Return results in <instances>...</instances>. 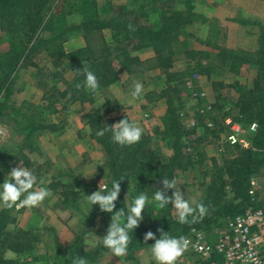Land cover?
I'll use <instances>...</instances> for the list:
<instances>
[{"label": "rangeland", "instance_id": "obj_1", "mask_svg": "<svg viewBox=\"0 0 264 264\" xmlns=\"http://www.w3.org/2000/svg\"><path fill=\"white\" fill-rule=\"evenodd\" d=\"M163 1L171 2L169 6L160 7L158 3L151 4V0H50L42 11L44 24L34 34L31 33L30 22H24L23 26L17 23V19L0 20V102L4 101L2 82L7 77L11 82V93L6 103L18 109L21 116L30 117L36 124L48 128L37 130L26 138L28 130L24 125L19 127L9 117V110L5 114L7 117H0V183L8 179L12 168L26 167L37 177L34 190L43 186L50 191V195L37 206L17 209L15 205L8 208L0 204V217L6 213L7 222L0 235V243L5 242L0 244V264H64L77 250V240H81L79 251L95 249L85 243L86 239H95L102 248L98 255L88 259L87 264H158L151 252V244L144 247L138 240L133 241L134 244L128 243L126 253L117 257L101 243L114 213L100 211L99 205L90 204L86 197L99 187L111 186L112 182L105 152L92 138L98 123L108 127L127 119L141 127L143 136L147 138L142 146L135 148L143 166L137 165L133 170L138 173L121 177V191L113 210L123 209L127 213L137 195L141 192L147 194L149 202L142 212L143 219L132 231L146 232L150 226L160 222L166 209L170 211L172 222L178 220V211L173 204L157 207V202L152 199L157 190L168 197L179 190L191 206H205L203 217L198 212L194 215L203 223L211 221L203 227L188 228L183 237L197 229L208 238L215 239L218 231L232 221L231 216H217L221 204H229L235 196L230 185L232 180L224 173V163L237 158L241 150L256 151L252 145L256 132H249L250 125L257 122L236 120L238 90L257 95V102H263L264 73L256 65L238 60L229 68L230 51L212 44H206L205 48V43L199 39L188 38L187 27L200 19L194 10L202 0H159ZM172 13L185 14L177 26L179 38L170 46L175 52L172 70L180 72L179 78L177 76L169 82L157 70L147 72L143 78H131L137 74L120 72L115 84L102 87L98 82L99 87L95 91L86 87L81 70H87L89 61L84 54H78L86 47L82 33L84 24L115 15L119 18L125 16L128 21L135 19V15H141L140 25L159 28ZM186 19L191 22L186 24ZM103 35L107 40L111 37L107 30ZM32 45H35L34 52L27 54L26 60L9 72L18 52L25 54ZM134 45L124 43L119 48L123 50L125 47L127 53L141 60L153 56L152 47L134 51ZM113 66L118 69L117 64ZM254 67L257 68L255 72ZM206 72H209L208 76ZM123 75L124 79L120 77ZM187 78H196L197 96L204 95L206 104L202 106L208 108L203 115H198L200 109L197 110L202 108L198 106L200 99L196 103L189 101L191 94L184 85ZM137 82L143 85L142 93L129 103ZM206 84L210 88L205 90ZM75 91L79 94L72 98ZM171 98L176 103L180 98L183 100V107L178 110L179 121L181 113L185 116L193 114L197 126L188 134V122H183L187 133L185 147H181L178 163L169 167L172 138L164 133V124ZM209 104H215L216 108L210 109ZM115 105L118 109L112 110ZM162 106L165 114L158 120V107ZM14 117L18 123L22 121L17 114ZM209 117L214 118L218 126L212 132L205 128ZM227 117L235 118L233 127L238 129L247 148L227 142V138L234 135L224 126ZM186 120L194 119L189 116ZM152 122L164 130L151 125ZM108 130L112 135L110 127ZM259 169L252 177L264 176V166ZM164 178L175 179L177 188L165 190ZM220 180L227 184H224L222 192L214 189ZM40 181H43L42 185ZM8 253L13 255L8 256Z\"/></svg>", "mask_w": 264, "mask_h": 264}, {"label": "trees", "instance_id": "obj_2", "mask_svg": "<svg viewBox=\"0 0 264 264\" xmlns=\"http://www.w3.org/2000/svg\"><path fill=\"white\" fill-rule=\"evenodd\" d=\"M49 1L50 0H0V20L17 19V23H21L23 24V26L25 25L24 22H30V26L32 27L31 33L34 34L42 26V24H44L45 19L44 17H42V11L45 4H47ZM151 1V4L158 3L160 7L169 6L168 4H170L171 2H159V0ZM182 14L185 16L184 13ZM182 14L172 13L171 16L168 15V19L166 20V22H164L162 26H159V28H149L148 26H146V24L140 25V22H138V20L140 17H142L141 15H135V19L129 21L125 16L123 18H119L118 15L110 18H101L98 21H91L90 23L84 24L82 33L86 41V47L79 50L78 54H84L87 57L85 58L87 61H89V67L87 68V70L95 73L97 80L101 83L102 87H108L112 84H115L120 72H124L129 75H142L146 74L147 72L157 70L166 76V80H168L169 82L173 81V78L177 76V78H179L181 75H178L180 73L179 71L174 72L172 70L175 66V52L172 49L173 46L171 48L170 46L172 42L177 41L179 38L180 32H178L177 26L179 25L180 20L183 19ZM188 21L189 20H187V23H185L189 24L191 22L189 21L188 23ZM185 23L183 25H186ZM104 30H107L111 33V37H109L108 39L109 41L107 40V38L105 39V36L103 35ZM124 43L135 44L132 48L135 49L134 51L144 50L145 48L152 47L154 50V54L150 58L141 60L138 56H135L132 53H127L125 51V47L123 50H120L121 48H119V46H122ZM34 49L35 45H32L28 48V51H25V54L18 52V57L9 72L15 70L16 66L19 65V63L24 62L26 60L27 54L33 53ZM76 54L77 53L74 54V57L76 56ZM229 54V68L233 67L232 65L236 60H238L242 62H250L256 65L261 73H264V54L262 52L255 59L235 56L232 54V52H229ZM114 63L118 65L117 70H115L113 66ZM206 74L208 76L209 72H206ZM82 77H84V73ZM4 79L5 80L2 82L4 101L0 102V117H7L5 114L9 110V112H11L9 117H11L19 127L24 125L25 129L28 130L26 138H30L33 135L32 133L36 132L37 130L48 129L47 126L36 124L34 119L30 117L21 116L18 112V109H15L13 107L11 108V106L6 103L7 97H9L11 93V82L7 79V77H5ZM238 91L239 98L236 102V107L239 112H237L238 119L236 120H238L239 122H257L256 124L258 129L252 139V145L256 149V151L241 150L237 158L225 161L223 170L226 174V177L232 180L230 185L233 190V195L235 196L229 204H221L222 208L219 210V212H217V216L224 215L227 217H234L238 214L243 213V211L251 205V201L247 193L249 180L256 172H259V168L261 166H264V98H261V100L263 99V102L260 103L257 102V99L255 97L257 95H254L250 92L241 93L240 90ZM75 92V95H71L72 98L76 97L79 94V91ZM81 97H83V93H81ZM179 100L180 102L176 103L174 98L169 99L168 108L165 115L166 123L164 124V133L172 138L171 146L173 149V156L169 159V167H171L172 165L174 166L178 163L181 147H185L184 137L187 135V133H192V131L197 126L194 125L193 127H191L186 131L187 133L184 131L182 125L183 122L181 120L179 121L178 119V110L179 108L182 109L183 107L181 102L182 98H180ZM189 101H192L191 97L189 98ZM204 104H206V100H200L198 102V106H204ZM209 107L210 109L216 108L215 104H209ZM117 109L118 105H115L114 109L112 110ZM16 114L22 120L20 123H18L16 117H14V115ZM233 119L235 121V118ZM214 120V118L210 119L209 117V123H211V126L209 127L208 124L207 126L205 125V128L208 132H212L218 127ZM105 128V126H102L99 123L96 124L95 135L92 138L101 145L102 149L105 152L107 160L109 161V173L111 175L112 181H119L121 177L128 176V173H138L137 171L133 170L137 165L142 167L143 163L142 159H140V156L136 154L135 148H137L138 146H142L144 144V141H147V138L145 139V136H143L142 134V138L139 142L132 145L122 146L113 141L112 135H110L111 133L109 132V130H107L103 136L96 135V132L98 130ZM18 131H21V129ZM183 132H185V134ZM147 162L148 161H146L145 163ZM130 168H132V170H130ZM224 184L226 183L220 180L218 184H215L214 189L218 192H222V190L224 189ZM109 187L111 188V186ZM99 210L101 211V209ZM5 214L6 213L2 214V217H0V235L3 233L2 231L7 225ZM169 215L170 211L166 209L165 214L160 222L153 226H150L146 230V232H144L145 230L141 232H130L129 243L132 244L133 241L138 240L140 245L144 247L149 246L150 244L153 245L155 243L154 239H149L147 241L144 240V237L148 232H152L156 239H159L163 232V234L165 235L179 238L185 233L188 228L203 227L205 224H208L211 221L209 220L203 223L201 219H195V221L193 222L192 216H189V223H180L179 220L172 222ZM92 217L93 215L91 216V218ZM76 242L77 245H75V247L77 248V250L70 254L69 260H66L64 264H73L75 258H83L88 262V259L91 256L94 257V255H98L102 249L101 246L98 245L94 250L82 252L78 250V248H80L81 246V240H77L75 241V243ZM3 243L5 242L3 241L0 244ZM96 250H98V253L96 252Z\"/></svg>", "mask_w": 264, "mask_h": 264}, {"label": "clouds", "instance_id": "obj_3", "mask_svg": "<svg viewBox=\"0 0 264 264\" xmlns=\"http://www.w3.org/2000/svg\"><path fill=\"white\" fill-rule=\"evenodd\" d=\"M81 71H83L85 76L84 83L86 87L95 91L99 87L95 73L90 70ZM142 90L143 85L139 82L135 83L129 103L138 99ZM109 127L112 131L113 141L122 146L137 143L143 133L142 128L136 123L123 119L119 123L98 130L96 135L103 136ZM7 177V180L0 183V204L8 208H12L14 205L17 209L25 206H37L50 195V191L43 186L39 187V190H34V186L37 185V177L26 167L12 168ZM122 180H113L111 182V188L105 185L102 189L99 187L94 193L86 195L90 204H98L102 211L114 213L107 229V234L103 237L101 243L117 257L126 253L129 243V231L135 230L138 222L143 219L142 212L149 202L147 194L141 192L133 199L127 213L123 209L114 212L115 202L121 191L120 181ZM162 182L165 190L177 188L175 179L169 180L164 178ZM40 184L42 185L43 181H40ZM152 199L157 202V207L159 208H164L170 203L173 204L178 211V220L180 223H189V216H192L194 222L196 219L194 214L197 212L200 217H203L206 213V208L203 204H198L195 207L191 206L189 201L183 198L179 190L174 191L171 197L166 196L163 191L157 190ZM163 233L159 239H156L152 232H148L144 240H155L151 252L158 264H175L177 258L182 256L187 250L189 240L183 236L176 238ZM85 243L92 248L98 246L95 239H86ZM12 255V253H8V256ZM73 264H87V261L83 258H76Z\"/></svg>", "mask_w": 264, "mask_h": 264}, {"label": "built area", "instance_id": "obj_4", "mask_svg": "<svg viewBox=\"0 0 264 264\" xmlns=\"http://www.w3.org/2000/svg\"><path fill=\"white\" fill-rule=\"evenodd\" d=\"M186 80L184 85L191 94L192 103L198 102L197 99L203 100L204 95L197 96L196 93L197 79ZM206 108L203 106L198 108L197 110L200 109L198 115H203ZM189 116L194 120H186ZM194 116L193 114L185 116L181 113L180 119L182 122L187 121V127L191 128L196 125ZM207 124L211 126V123ZM233 124V119L228 117L224 121V126L234 132V135L227 138V142L230 145L239 144L242 148H247ZM256 131L257 125L251 124L249 133L254 134ZM247 193L251 205L219 230L215 239L208 238L200 230L192 229L185 237L189 240V246L182 256L177 258L175 264H264V176L252 177Z\"/></svg>", "mask_w": 264, "mask_h": 264}, {"label": "crops", "instance_id": "obj_5", "mask_svg": "<svg viewBox=\"0 0 264 264\" xmlns=\"http://www.w3.org/2000/svg\"><path fill=\"white\" fill-rule=\"evenodd\" d=\"M194 13L200 19L187 27L188 38L199 39L205 43V48L206 44L217 45L235 56L252 59L261 52L264 54V0H202L200 6L196 4ZM145 75L137 74L131 78H143ZM120 77L124 79V75ZM206 88L210 86L206 84ZM158 109V120H161L165 108ZM153 124L164 130L157 123ZM172 155L173 152L168 157Z\"/></svg>", "mask_w": 264, "mask_h": 264}]
</instances>
